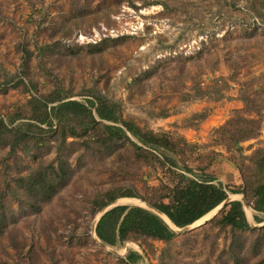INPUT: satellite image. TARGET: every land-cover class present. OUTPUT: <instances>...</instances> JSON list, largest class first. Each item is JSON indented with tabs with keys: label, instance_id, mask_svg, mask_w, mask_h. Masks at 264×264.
<instances>
[{
	"label": "rangeland",
	"instance_id": "1",
	"mask_svg": "<svg viewBox=\"0 0 264 264\" xmlns=\"http://www.w3.org/2000/svg\"><path fill=\"white\" fill-rule=\"evenodd\" d=\"M37 93L60 99L48 112L75 101L100 126L85 131L86 113L68 123L52 113L48 125H36L22 116ZM101 105L170 145L147 164L125 139L101 138L103 125L121 127L96 117ZM8 114L21 117L9 126L19 128L15 149L0 145V264H125L130 253L139 256L129 264H264L259 199L239 193L264 153V0H0V119L7 123ZM237 117L258 130L233 145L216 130ZM60 126L75 138L63 140ZM164 155L176 166L159 163ZM58 157L70 179L31 210L17 179L50 173ZM185 167L226 191L213 215L185 232L168 225V241L100 245L94 230L105 208L146 209L140 198L102 204L122 193L156 200L154 189L177 186V173L191 176ZM233 201L247 229L222 221Z\"/></svg>",
	"mask_w": 264,
	"mask_h": 264
},
{
	"label": "trees",
	"instance_id": "2",
	"mask_svg": "<svg viewBox=\"0 0 264 264\" xmlns=\"http://www.w3.org/2000/svg\"><path fill=\"white\" fill-rule=\"evenodd\" d=\"M28 60L29 55H25L23 57V67H27ZM22 82V78L19 77V83L23 84ZM30 88L33 91H37L33 81H30ZM53 93H37L39 94L38 98L32 96L28 101L29 114L22 117L34 122L36 125H48L52 113L58 123L71 121L69 115L77 117L86 113L90 121L88 124H84L85 131L94 126H100L94 120L91 111L75 101L60 103L57 107H51L50 112H48V104L60 101L58 97L53 96ZM20 117L15 114H8L6 115L7 123L0 119V145L9 146L12 150L15 149V140L13 141L12 138L19 128H10L9 126L13 125ZM96 117L102 121L119 122L121 125V127L103 125V134L99 135L101 138L115 142L121 140V138L125 139L133 148V151L147 164H152L154 160H157L153 155L154 151L163 154V151H160V148L165 149L163 144L168 143L170 145V141L165 135L142 131L130 120H119L115 116V111L104 105L96 109ZM31 124L28 126H31ZM71 130L70 132L65 131V128L60 126L58 132H62L63 140H66L75 138L74 129L72 128ZM257 130L256 121L237 117L228 121L225 126L219 128L216 132L228 135L229 140L227 142H232L235 145L243 140L252 138ZM130 137L136 139L139 145L134 143ZM253 159L254 173L243 178V189L239 193L243 194L248 202L254 198L259 199L258 211L264 214V153L258 151ZM58 160L57 167L49 168L50 173L47 171L31 172L26 177L17 179V184L23 190L24 203L31 210H39L38 205L51 200L57 189L64 186L70 179L71 169L66 166L65 161L61 157H58ZM165 160H168L169 166H176L172 159H168L165 155L162 156V161L158 162L162 164ZM183 171L191 176L187 177L182 172L177 173L176 176L180 178L179 184L174 188L161 185L154 189L153 193L157 195L156 200L141 198L135 194L122 193L117 197H110L99 209H102L118 197L140 198L152 208L164 214L176 228L191 225L224 202L227 198V193L221 185L214 184V179L209 175L205 173L202 175L197 174L187 167ZM165 198H170L168 203L159 201ZM228 206L229 209L222 221L235 229H247L248 223L241 203L233 201ZM94 232L102 243L110 246H114L117 242L132 241L140 237L168 241L175 235V232L157 215L136 206H116L106 211L99 218ZM138 256L136 253L128 254L125 264L134 262L138 259ZM239 259V257H236V260L240 261Z\"/></svg>",
	"mask_w": 264,
	"mask_h": 264
},
{
	"label": "water",
	"instance_id": "3",
	"mask_svg": "<svg viewBox=\"0 0 264 264\" xmlns=\"http://www.w3.org/2000/svg\"><path fill=\"white\" fill-rule=\"evenodd\" d=\"M221 204H223V203H221ZM220 204V205H221ZM244 204H245V202H244ZM219 205V206H220ZM144 206H145V208L147 209V210H149V211H151L152 213H154L155 215H157L160 219H162L164 222H165V220L161 217V216H164V217H166L164 214H162V213H160L159 211H157V210H155L154 208H152L150 205H148V204H146V203H144ZM220 208V207H219ZM109 209L108 208H105L104 210H103V213L101 214V216L106 212V211H108ZM219 210V209H218ZM166 219L168 220V222L170 223V224H168V223H166L167 225H169V226H171L172 228H174V229H179V228H176L171 222H170V220L166 217ZM190 226L191 225H188V226H186V227H183V228H180L179 229V231L178 232H185V231H187V230H189L190 229ZM100 245L101 246H105L104 245V243H102V242H100Z\"/></svg>",
	"mask_w": 264,
	"mask_h": 264
},
{
	"label": "bare ground",
	"instance_id": "4",
	"mask_svg": "<svg viewBox=\"0 0 264 264\" xmlns=\"http://www.w3.org/2000/svg\"><path fill=\"white\" fill-rule=\"evenodd\" d=\"M133 201V200H132ZM137 202V201H136ZM139 204L140 205H142V206H144V204L143 203H141V202H139ZM145 207V206H144ZM217 209V207L213 210V211H211L212 212V215L214 214V212H215V210ZM250 211V210H249ZM246 213V212H245ZM248 215V214H247ZM167 223H169L168 222V220L166 219V217H164V216H161ZM204 217V216H203ZM170 224V223H169ZM194 224V223H193ZM192 224V225H193ZM195 224H199V223H195Z\"/></svg>",
	"mask_w": 264,
	"mask_h": 264
},
{
	"label": "crops",
	"instance_id": "5",
	"mask_svg": "<svg viewBox=\"0 0 264 264\" xmlns=\"http://www.w3.org/2000/svg\"><path fill=\"white\" fill-rule=\"evenodd\" d=\"M141 208V207H140ZM110 210V209H109ZM147 210V209H146ZM149 211V210H148ZM162 220V219H161ZM163 221V220H162ZM164 222V221H163Z\"/></svg>",
	"mask_w": 264,
	"mask_h": 264
}]
</instances>
